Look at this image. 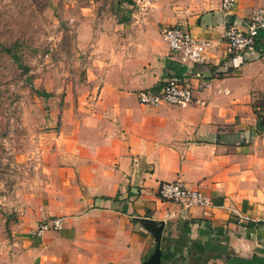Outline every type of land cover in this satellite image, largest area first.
Returning a JSON list of instances; mask_svg holds the SVG:
<instances>
[{"label": "crops", "instance_id": "0c3cea01", "mask_svg": "<svg viewBox=\"0 0 264 264\" xmlns=\"http://www.w3.org/2000/svg\"><path fill=\"white\" fill-rule=\"evenodd\" d=\"M135 1L118 5L119 19L87 25L99 57L97 99H84L80 114L66 120L41 209L29 225L15 226L12 252L0 264H143L155 246L146 222L163 224L161 264H225L204 250L207 241L264 264V30L242 52L222 39L227 25L244 24L264 0H236L228 15L221 0ZM168 24L213 42L204 62L176 60L159 33ZM171 75L192 86V103L139 104L137 90ZM177 179L212 204L159 199V184ZM55 217L59 230L32 234Z\"/></svg>", "mask_w": 264, "mask_h": 264}, {"label": "rangeland", "instance_id": "374dc122", "mask_svg": "<svg viewBox=\"0 0 264 264\" xmlns=\"http://www.w3.org/2000/svg\"><path fill=\"white\" fill-rule=\"evenodd\" d=\"M123 1L136 2L0 0V263L15 226L41 209L66 120L97 99L99 57L87 25L119 19Z\"/></svg>", "mask_w": 264, "mask_h": 264}, {"label": "built area", "instance_id": "2783aa9c", "mask_svg": "<svg viewBox=\"0 0 264 264\" xmlns=\"http://www.w3.org/2000/svg\"><path fill=\"white\" fill-rule=\"evenodd\" d=\"M236 0H221L220 7L226 15ZM264 30V6H253L242 25L229 24L222 34V39L234 52H242L252 48ZM159 33L166 42L171 54L182 65H195L206 59L207 52L213 48V42L208 38L194 36L182 24L161 25ZM141 105H170L186 107L194 101L193 88L186 80L177 75L165 78L156 88H143L136 92ZM157 196L165 202H171L184 208L191 206H210L212 199L209 194L196 186L186 184L180 179L163 181L157 189ZM62 218L55 217L44 220L33 230L35 237H41L48 230H59Z\"/></svg>", "mask_w": 264, "mask_h": 264}, {"label": "trees", "instance_id": "16d2710c", "mask_svg": "<svg viewBox=\"0 0 264 264\" xmlns=\"http://www.w3.org/2000/svg\"><path fill=\"white\" fill-rule=\"evenodd\" d=\"M44 95H48V94L44 93ZM257 224H260V222H258ZM188 230L189 228L187 227V224H186V231ZM204 250L213 252L212 255L214 257H223L225 264H251L250 259L228 253L227 244H216V242L207 241L205 244ZM163 258H164V252L161 249V260Z\"/></svg>", "mask_w": 264, "mask_h": 264}, {"label": "water", "instance_id": "95a60500", "mask_svg": "<svg viewBox=\"0 0 264 264\" xmlns=\"http://www.w3.org/2000/svg\"><path fill=\"white\" fill-rule=\"evenodd\" d=\"M146 226L149 227L153 233L155 239V246L153 248L152 253L143 264H161L160 240L163 224L160 223L159 225H156L153 222H146Z\"/></svg>", "mask_w": 264, "mask_h": 264}]
</instances>
